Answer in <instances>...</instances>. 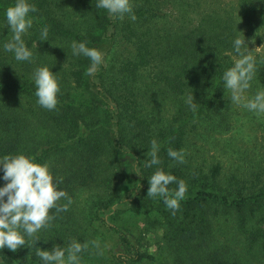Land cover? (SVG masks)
<instances>
[{
    "label": "trees",
    "instance_id": "obj_1",
    "mask_svg": "<svg viewBox=\"0 0 264 264\" xmlns=\"http://www.w3.org/2000/svg\"><path fill=\"white\" fill-rule=\"evenodd\" d=\"M32 2L24 39L34 59L17 62L2 47L11 36L4 9L15 0H0V158L23 153L47 162L73 204L36 245L0 250V264H39L35 247L73 239L87 242L80 254L87 262L104 237L94 235L98 223L120 241L117 264H264V121L245 135L251 121L239 117L248 110L232 103L222 81L237 58L232 41L243 33L258 60L246 95L264 90V0H133L134 22L113 19L96 0ZM44 27L50 41L41 42ZM73 41L100 50L106 62L87 74L90 61L73 56ZM43 66L59 79L53 111L36 102L32 77ZM189 94L195 111L184 102ZM153 139L161 164L146 168ZM170 148L185 152L183 164L168 157ZM156 167L187 185L175 215L162 197H147ZM84 190L97 194L79 214ZM121 212L141 222L142 233L161 231L159 255L113 222Z\"/></svg>",
    "mask_w": 264,
    "mask_h": 264
},
{
    "label": "clouds",
    "instance_id": "obj_2",
    "mask_svg": "<svg viewBox=\"0 0 264 264\" xmlns=\"http://www.w3.org/2000/svg\"><path fill=\"white\" fill-rule=\"evenodd\" d=\"M95 7L106 10L113 19L127 17L133 22L137 19L133 0H96ZM36 11L32 0H15L12 6L4 9L5 25L9 27L11 36L2 47L4 52L12 53L17 62H32L34 59L33 50L27 46L24 37L33 27L31 14ZM38 41H50L47 27L41 29ZM70 47L73 56L89 59L90 64L87 68L89 75L106 62L103 52L87 46L84 41H73ZM232 50L237 58L222 74L224 89L230 92L234 105L257 115L264 114V90L257 91L252 97L246 95L257 72L258 60L249 51L243 33L233 39ZM32 79L37 104L46 110H55L61 92L56 74L47 66L38 67ZM184 102L193 111L196 110L197 104L193 94H189ZM159 151L160 145L153 139L150 150L146 153L148 156L144 164L146 168L161 164ZM167 155L177 163L185 162V152L182 149L170 148ZM133 168L141 174L138 166L133 165ZM0 172L3 173L0 179L5 181L0 186V250L7 248L15 252L22 246L32 247L41 240L38 233L51 226L56 214L67 212L73 204V199L67 191L60 188L62 178L54 177L47 162L39 163L23 153L0 158ZM148 182L150 186L147 189V197H162L166 208L175 215L185 198L186 183L160 167H156L153 174L148 177ZM171 184L177 185L173 192L169 189ZM53 209L55 213L52 212ZM93 243L99 249V244ZM87 247V242L82 244L73 239L64 246L54 245L51 250L35 247L34 251L39 258V264H81L80 254Z\"/></svg>",
    "mask_w": 264,
    "mask_h": 264
},
{
    "label": "rangeland",
    "instance_id": "obj_3",
    "mask_svg": "<svg viewBox=\"0 0 264 264\" xmlns=\"http://www.w3.org/2000/svg\"><path fill=\"white\" fill-rule=\"evenodd\" d=\"M246 112H248L247 115H244ZM243 112L242 116H240V120L244 125L249 124L248 119L251 121L247 128L244 129L245 135L249 136L250 134L253 135L254 131L251 129V126L261 123V120L264 121V114L257 115L252 112L249 113V111ZM97 192L92 191H81L76 195V206L78 208V213L82 214L80 210L83 211V214L85 211H87V208L90 206L91 202L93 201V196L96 195ZM120 217L113 220L115 224L120 225L123 230L126 231L128 234V237L130 240H132L134 243H136L138 246L141 247L143 250H148L153 253H158L159 251V241L161 239V231L152 232L149 231L147 233H142L144 227H139L140 223H137L135 220L130 219L129 217H126V214L120 213ZM96 226L99 228V233H95L94 235H102L103 234V240L99 242V249H97L96 254L94 257L84 263L81 264H117V260L115 259V254L119 253L121 254L122 248L121 245H119L120 241L118 240L116 234H114L112 231L108 230L105 226L102 224ZM151 264V263H150Z\"/></svg>",
    "mask_w": 264,
    "mask_h": 264
}]
</instances>
